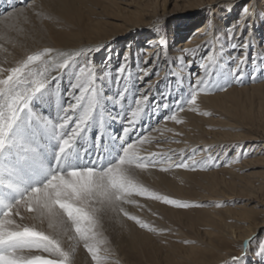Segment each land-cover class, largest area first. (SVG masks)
<instances>
[{"label": "rangeland", "instance_id": "rangeland-1", "mask_svg": "<svg viewBox=\"0 0 264 264\" xmlns=\"http://www.w3.org/2000/svg\"><path fill=\"white\" fill-rule=\"evenodd\" d=\"M28 1L31 0L9 1V7L2 8L0 16L17 7H25L24 12H11V20L6 18L7 21L1 24L3 28L6 26L4 39H8L7 43L0 42L5 57L16 55L17 62L26 54L45 47L93 44L92 48H96L102 42L99 51L87 54V61L94 74L105 81L101 88L107 95L125 87L131 89V95H145L146 80L158 77L153 85L150 84L146 111L134 131L147 125L149 118L157 124L172 121L165 117L173 112L176 115L185 112V132L200 140V145L187 148L186 154H193L192 150L197 149L194 156L200 160L208 155L224 157L225 152L229 153L218 166L212 165L204 170L200 167L196 170L176 167L162 170L180 157L164 159L160 165L145 170L133 169L130 175L134 181L150 191L206 206L176 208L135 193L128 197L133 203L95 204V237L89 242L96 245L100 264H231V258L242 253L246 254L248 264H264V257L257 255L260 244L264 243V72L261 71L264 69V0H40L35 6H27ZM245 6L248 7L246 17L242 12ZM144 19L159 21L161 32L158 36L166 37L165 48L170 52L177 41L193 33L195 25L205 22L206 32L201 37L207 38L196 48V63L188 67V60L193 59L190 54L182 62L176 59L180 56H173L175 63L167 65L155 54L144 58L143 48L154 32L153 27L142 28ZM209 21H212L211 25ZM233 27L235 36L230 37L229 30ZM245 40L251 45L247 53L242 47ZM233 43L238 45L236 49L231 47ZM213 51L228 70L235 68L246 56L245 62L240 64L245 73L244 81H233L224 91L200 92L195 105L197 111L190 110L186 103L180 111L173 103L180 99L178 88H183V94L188 93L189 84H195V75H205L198 65L206 62L207 55ZM254 56L257 58L255 67ZM5 57L0 67H7ZM230 57L236 59L230 60ZM79 63H85L83 57L79 58ZM181 63L180 77L170 66L177 64L181 68ZM122 64L127 65L123 73L124 77L130 78L127 82L125 79L118 82ZM146 69L150 70L147 76ZM254 71L257 74L255 80L251 78ZM68 72L71 73L72 69ZM68 76L64 74L58 91H55L57 81L52 84L53 95L47 101L52 102L54 113L57 92L63 94L60 100L64 107L69 102L75 103L67 96L71 89ZM71 79L74 83L75 78ZM106 85L109 87L105 88ZM75 91L79 94L78 89ZM127 102L125 100L124 104ZM165 103L171 105V109L165 110ZM109 105L107 108L111 113ZM112 122L116 126L108 124L105 128L109 137L121 135L122 128ZM98 132L97 124L89 140L95 151ZM173 140L180 142L177 138ZM205 146H210V151H204ZM81 147L83 150L87 146ZM238 152L247 155H240L237 159ZM120 209L156 231L141 228ZM72 234L76 244L70 252L72 264H80L84 259L88 264H96L73 229ZM245 240L250 241L247 251L243 247Z\"/></svg>", "mask_w": 264, "mask_h": 264}, {"label": "snow or ice", "instance_id": "snow-or-ice-1", "mask_svg": "<svg viewBox=\"0 0 264 264\" xmlns=\"http://www.w3.org/2000/svg\"><path fill=\"white\" fill-rule=\"evenodd\" d=\"M242 12L246 17L248 7L245 6ZM209 24L211 25L212 21H209ZM153 31L160 35L159 21L154 22ZM229 36H235L234 27L229 30ZM157 43L165 48L166 37L160 36ZM101 47L103 45L75 51H58L45 47L26 54L14 67H0V264H72L71 253L61 246L58 239L37 230L34 225L23 223L25 217L21 209L34 214V218H39L42 222L47 220L48 227L53 230H60L66 221L70 222L76 236L92 254V259L96 264H100L98 249L94 243L89 242L95 237V204L112 206L117 202L133 203L128 197L135 193L176 208L206 206L159 195L134 181L130 175L133 169L145 170L149 166L163 163L166 154L153 152L147 156L140 155L139 144L149 142L148 137L141 136L139 144L136 141L128 142L129 134L134 131L135 125L146 111L149 97L143 93L139 97L131 95L129 87L123 90L117 88L115 93L107 95L97 85V81L102 78L94 74V69L87 61V54L99 51ZM231 47L236 49L238 45L233 43ZM242 47L247 53L251 45L245 40ZM180 52V57L176 59L182 62L190 54L193 59L188 60V67L196 63L198 49L183 48ZM167 56L165 51L166 60ZM81 57L85 60L84 64L79 63ZM127 59L125 56V60ZM245 59L246 56L240 59L235 68L228 70L216 53L210 52L206 62L198 65L205 75L199 76L194 85L189 84L187 94H183L182 87L178 88L181 95L180 99L173 101L175 107L183 111V105L186 103L190 110L197 111L195 105L200 92L224 91L233 81L242 83L245 73L240 64L244 63ZM172 63H175V60ZM256 63L257 58L254 56V67ZM180 66L183 68V63ZM126 67L125 64L120 66L118 82L119 79H125L126 82L130 79L123 76ZM217 68L220 71H216ZM69 69H72L71 73L68 72ZM54 70L69 74L70 95L75 103L69 102L67 107H64L60 100L63 94L57 92L56 115L38 114L34 107L51 99L53 95L52 84L58 79L52 75ZM149 71L145 70V76L149 75ZM261 71L264 72V69ZM71 77L75 78L74 83ZM251 78H257L255 71ZM77 89L79 94H76ZM125 100L128 101L127 105L124 104ZM109 103L113 108L120 106L121 111L117 116L121 122L127 119L128 126L123 128L122 135L110 136V142H105L106 126L110 120L117 119V116L108 112ZM163 107L171 109L168 103ZM203 114L209 115L207 112ZM165 119L182 123L175 112ZM97 124L101 134L96 136L97 158L93 159L90 149L82 150L81 146L90 140V133ZM196 150H192L193 154H186L181 150L179 160L174 164L169 163L168 167L162 170L168 171L171 167L191 170L200 167L204 170L212 165L218 166L229 154L225 152L224 157L219 154L208 155L197 160L194 156ZM204 151H210V146H205ZM240 155L247 153L238 152L237 159ZM167 159L171 160L172 157L168 156ZM120 210L141 228L156 231L138 217ZM249 243V240H245L243 247L247 249ZM33 249L49 253L53 258L33 255ZM25 250H29L27 254ZM245 255L242 253L239 257H232L231 264H241ZM257 255L264 257V243L260 244Z\"/></svg>", "mask_w": 264, "mask_h": 264}, {"label": "bare ground", "instance_id": "bare-ground-1", "mask_svg": "<svg viewBox=\"0 0 264 264\" xmlns=\"http://www.w3.org/2000/svg\"><path fill=\"white\" fill-rule=\"evenodd\" d=\"M9 1H11V3L12 2L13 3H21L22 0H8V1L7 0H0V15L3 13L2 8H5L6 9V8L9 7ZM39 1L40 0H31V1H28L27 6H29V5L35 6ZM259 6H261V4ZM24 10H25V7L20 6V7L15 8L14 10L8 11L4 15L0 16V42L2 40L5 41V39H4V33H5V30H6V29H4V28H6V26H4V28H3L1 26V24L7 21L6 18H10V20H11V15H9L11 12H13V13H15V12L20 13V12H24ZM7 15H9V17H6ZM156 21L157 20H154V19L153 20H149V21L144 19V20H142L143 23L141 24L142 25V28L153 27V24ZM8 22H10V21H8ZM8 22H7V25H9ZM252 22L253 21L251 20L250 23L252 24ZM205 26H206L205 22L199 23V24L195 25L193 27V33L191 35H189L187 38H184V39H181V40L177 41L175 43V48L173 50H171V52L169 51V49L167 51L166 48H162L161 46H159V44L157 43V41L160 39V37L156 33L153 32L150 35L149 39L147 40V43H146L145 47L143 48L144 49V52H145L144 58L146 57V55L149 57L150 55L155 54V56H158L160 59H163L164 63H166V65H167L168 63H170V62L173 61V58L175 56H180L181 55V52H180L181 49H183V48H194V49H196L198 47V45H200L201 42L204 41L207 38V37H201V35L204 32H206V31H204V27ZM7 40L8 39L6 37V41ZM102 44H104V43H102V42L101 43H98L97 46H100ZM89 47H93V44H84V45H79L78 47L77 46H72V47H63V48L51 46L50 48L56 49L58 51H75V50H79L81 48H85L86 49V48H89ZM165 51L169 53L168 54L169 56H167V60L165 59ZM4 57H5V52L2 51V48L0 47V66L2 65V63L4 61L3 60ZM15 57H17V56L16 55H12L11 57H9V56L5 57L6 58V61H7V62H5L7 64V67H5V68H11V67L16 66V63L17 62L15 60L16 59ZM170 67H172L174 69V72L178 76H180V74L182 73L181 70H183L182 68H179L177 66V64L176 65H171ZM52 75L53 76H56L58 78L57 79V82H56V86H55V88H56L55 91H58L59 90V87H60V83L63 81L61 79L63 78L64 73H61L58 70H54L52 72ZM199 76H201L199 73L196 74L194 81H196ZM157 78L155 76H152V77H149L146 80V84L143 87L145 89L144 92H146L145 95L148 96V94H150L151 85H153L157 81ZM181 80H182V78H181ZM67 81L68 80L66 78L65 79V82H67ZM104 82L105 81L103 79H100L99 81H97V85L99 87H101V84L104 83ZM62 85L63 84H61V86ZM106 86L107 87H105V88H108L109 87V85H106ZM147 89H149V90L147 91ZM112 92L113 91H110V94L109 95H112L114 93V92L113 93ZM67 96H70V98L72 99V95H70V90H69V93H68ZM198 98H200V93L198 94ZM202 98H206V97H202ZM51 103H52L51 101L48 102L46 100L44 103L39 104V108H35L34 111L36 113H38V114L47 115V114L42 113L40 111V109H42V110H44L46 112H49L50 113L49 115L55 116L56 113H54V110L52 109V106L53 105H50ZM109 104H108L109 107H110L109 108V111H111V115L112 116H117V113H119L121 111V109H119L120 106L119 105H116L115 108H113L112 104L111 103H109ZM125 105H127V104H125ZM116 109H117V111H115ZM39 111H40V113H39ZM185 115H186L185 112H181V113H178L177 114V117L182 120V123L181 124L174 123L173 120L172 121H166L167 123L166 122H161V123L155 124V123L151 122L150 121V118H149L148 121L145 120V121L148 122L147 125L145 124L144 127L141 126V128L139 130L136 129V131H132L129 134V140H128V142L131 143L133 141H136L139 144V138L141 136L148 137V138H150L149 142L143 143V144H139V147L141 149L140 155L147 156L150 153L156 152V153H165L166 156H165L164 159H167L168 156H171L172 158H179L180 157L179 156V153H180L181 150H184V152H185V150L187 148H191L193 146L196 147L197 145H200V142H199L200 140L198 141V140L193 139L192 137L188 136L187 133L185 132L184 127L186 126V122H187ZM115 122L118 123V126L120 128H122V134H123V128L125 126H128L127 119H124L123 122H121L120 117L117 116V119L115 120ZM151 123H153V124H151ZM108 124L110 126L111 125L112 126L115 125V123H113L112 121H109ZM141 125H143V124H141ZM138 126L139 125L137 124L136 127H138ZM99 134H101V130L100 129H99L98 135ZM104 137H105V139H109L110 138L109 137V133L107 134V132L105 130H104ZM174 138L179 139L180 142H178V143L174 142V140H173ZM105 142H110V140H106ZM82 146H87L85 148L91 150L90 155L92 156L93 159H96L97 158V154L94 156V154H95L96 151H95V149H93L90 141H88L86 143H83ZM102 150H103V146L101 147V151ZM173 162L174 161H171L169 163H173ZM158 165H160V163H158ZM158 165L156 164V166H158ZM21 213L25 217L23 223L28 224L30 226L34 225L37 230L44 231L45 234L50 235V236H53V238L58 239L60 241L61 246L66 251L72 252V250L74 249V246H76V244H74L75 243V240L72 237L73 236V234H72V228H71L69 222L66 221V223L62 226V228L60 230H53V229H50L48 227L47 220H44L42 222L39 218H34V214L28 213L25 209H21ZM16 219L19 222V218L17 217ZM65 220H66V218H65ZM28 251L29 250H25V254H27ZM245 251H247V250L245 249ZM31 254H33V255H43V256H45L46 258H49V259L53 258L49 253L41 252V251L35 250V249L31 250ZM252 256H254V255L252 254ZM246 261H247V259H246V257H244V260L241 261V264H248ZM88 263H89L88 260L87 259L86 260L84 259V261H82V263H80V264H88Z\"/></svg>", "mask_w": 264, "mask_h": 264}]
</instances>
